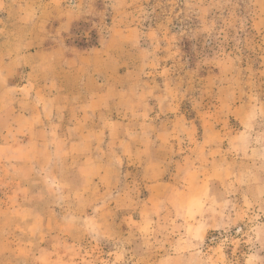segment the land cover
Here are the masks:
<instances>
[{"label":"rangeland","instance_id":"rangeland-1","mask_svg":"<svg viewBox=\"0 0 264 264\" xmlns=\"http://www.w3.org/2000/svg\"><path fill=\"white\" fill-rule=\"evenodd\" d=\"M5 1L0 66L37 53L3 77L72 109L45 125L65 132L62 156L41 135L25 165L8 122L38 98L0 88V146L17 147L0 159V264H264V0ZM103 89L109 107L88 120L119 122L99 156L117 172L88 197L69 133Z\"/></svg>","mask_w":264,"mask_h":264},{"label":"crops","instance_id":"crops-1","mask_svg":"<svg viewBox=\"0 0 264 264\" xmlns=\"http://www.w3.org/2000/svg\"><path fill=\"white\" fill-rule=\"evenodd\" d=\"M5 2V0H0V10L5 7ZM36 53V51L33 52L32 50H27L24 53H15L12 55L13 58L8 64L0 66V88L4 89L7 87H18L21 92L29 89L30 92H28L29 95H31V98H38L37 105V100L33 99L30 105L31 107H29L24 112L21 111L12 115L8 122L13 125V130L16 132L17 136L27 137L26 140L21 139L17 141V147L21 146L23 149V157H21L23 161L20 159L21 162L25 165L31 166L35 164L36 166L39 165V158L41 156L42 147L47 144L45 140H42L39 137L41 135L49 136L51 134L54 136L56 145L52 144V146L49 147V150L55 156L53 155L51 159L55 160L59 157V155L60 157L62 156L60 153L61 150L58 148V144H61L65 140V132H62L55 127L53 131H49V128H46L45 125L48 123V120H57L59 121V123L64 122L65 119H67L66 116L69 115L70 109H72L70 105L66 106L65 108L63 106H60L61 104L57 103V99H52V96L50 94H47V91L42 95L39 93L40 90H34L37 88L39 89L37 81H35V79H29L26 83H19L14 85L15 83H9V79L3 77L5 73H9L10 65L15 64L21 58H29L31 56L33 57ZM36 63L39 62L35 61L33 62V64H31L32 66L30 65L31 72L33 73H35V71L40 68H43L42 72H45V74L47 73V71L51 70V63L44 65H37ZM58 85H60L59 87L61 88L63 82L59 81L57 78H45L44 87L46 88V90L48 88L52 89L53 86L57 87ZM109 101V92L105 91L104 89L98 90L95 94L91 95L86 102L79 105V114L75 117L76 123L71 129V133H69V135L73 136V139H71L70 142V155L68 156H70V159L75 162L73 164V167L78 170H89L87 175L85 174L81 179V184H85V186L81 188V193L88 197L90 196V192H92V190H95L96 188L100 189V185H102V189L107 185L110 186V183H112L113 178L116 176L117 172L116 164L113 163V161L109 160L108 158L105 159V157H103V159H99V156L100 153L109 154V152L105 153L102 147L104 144L110 143V140L113 139V137L116 138L117 131L119 129V122L112 119L111 122L107 123H91L90 120H88V117H90L91 114H101L103 111L107 110L109 107ZM0 102L4 103L3 99H1V96ZM17 147L13 148V144L11 143L2 144L0 146V159L9 160V158H16L13 152H15V149H17ZM10 153H12V155H10ZM18 161L15 160V162L18 163L19 166L23 165ZM141 165L142 163L140 162L138 166ZM155 167H157V164H150L146 166V170L148 168ZM45 178L49 181H53L51 176L47 177L46 175ZM151 181L152 180H149L150 190H157L162 185L161 182H158L156 185L151 184ZM69 183L72 186L73 181L70 180Z\"/></svg>","mask_w":264,"mask_h":264}]
</instances>
